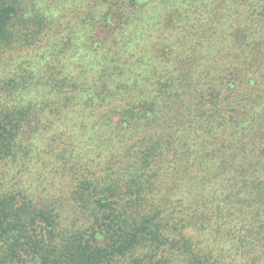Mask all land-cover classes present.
Segmentation results:
<instances>
[{
  "label": "trees",
  "instance_id": "16d2710c",
  "mask_svg": "<svg viewBox=\"0 0 264 264\" xmlns=\"http://www.w3.org/2000/svg\"><path fill=\"white\" fill-rule=\"evenodd\" d=\"M0 264H264V0H0Z\"/></svg>",
  "mask_w": 264,
  "mask_h": 264
}]
</instances>
